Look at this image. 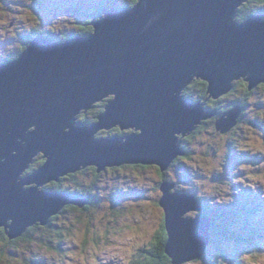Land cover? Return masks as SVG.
Wrapping results in <instances>:
<instances>
[{
  "label": "water",
  "instance_id": "95a60500",
  "mask_svg": "<svg viewBox=\"0 0 264 264\" xmlns=\"http://www.w3.org/2000/svg\"><path fill=\"white\" fill-rule=\"evenodd\" d=\"M247 1L137 0L132 8L98 14L89 38L60 44L37 37L14 62L0 66V227L9 239L45 225L65 206L84 205L64 194L37 192L38 186L89 166L101 172L155 165L164 172L184 155L176 135L193 133L216 115L215 130L231 131L240 107L219 119L205 103L187 102L182 91L201 80L216 100L239 79L249 91L264 85V13L234 21ZM110 94L98 122L75 126L80 110ZM113 126L136 131L96 139L99 130ZM39 154L43 165L18 182ZM159 189L166 256L172 264L198 259L209 244L208 221L185 215L199 212V202L172 193L167 182Z\"/></svg>",
  "mask_w": 264,
  "mask_h": 264
},
{
  "label": "rangeland",
  "instance_id": "374dc122",
  "mask_svg": "<svg viewBox=\"0 0 264 264\" xmlns=\"http://www.w3.org/2000/svg\"><path fill=\"white\" fill-rule=\"evenodd\" d=\"M107 1L109 4L112 0H82V3H79V0H40V3H36L35 0H0V64L3 61L1 57H4L6 51L13 48L14 53L18 55L20 48L24 46L21 38L30 29L39 28V31L44 35H52L58 38L62 34L69 36L73 32L72 30L79 28L67 20L66 13H62L65 7L74 3L80 4L82 13H80L79 18L74 16L72 20L82 21L81 23L84 24L90 18L86 16L89 14L87 12L93 11L90 19L93 20L98 14L105 11L104 8L107 7L105 2ZM114 3L116 5L113 7L115 10H123L127 0H114ZM99 4L103 6L100 12L97 11L100 8ZM239 82L242 83L243 80ZM234 97H236L235 94H231L230 91L220 96L216 99L219 104L216 108L221 111L229 108L235 99ZM238 99L234 103L239 102ZM258 101L261 102V99L259 96H255L249 101V104L244 106L246 109L240 113L238 119L240 124L226 134L214 129L217 121L216 115L205 121L206 125L201 126L203 131L194 136L188 146L183 140L192 133L185 136L176 135L177 144H180L181 150L190 148V153L187 154L186 160H180L183 156H177L179 162L174 165L171 163L172 166L167 168L168 175L173 180V182L170 180V183H173L177 192L189 193L187 188L192 189L193 186H196V192L193 191V193L202 199L203 205L220 203L228 210L234 208L237 219L233 218L232 214L229 217L236 220L232 221V223L235 222L233 224L238 225L240 221L237 220H246L247 216L252 213L242 212L235 207L237 206L236 203L246 199L251 202L253 208H256L257 204L262 202L255 195H260L261 191L264 193V174L262 176H246V173H250L251 167L264 170V146L257 143L255 139L258 138L264 142V129L255 135L248 130L249 125L244 122L255 117L257 113L264 112V107H257ZM106 104L107 102L97 109H101L102 113ZM240 108L243 109V107ZM217 112L219 111L217 110ZM223 113L220 115L218 113L219 119ZM262 126L264 127V123ZM126 131L132 133L135 132V129ZM101 132L106 134L107 130L99 131L95 136L96 139L100 140L106 137ZM234 142L237 143V148L233 151L231 143ZM208 147H211L210 150L206 149ZM257 149H261V152H256ZM239 152L251 154L248 160L253 159L243 161L246 163L238 167L232 166V160ZM183 154L186 153L183 152ZM255 156L257 157L255 158ZM43 161V154L35 157L33 163L29 164V167L19 176L17 181L21 182L30 173H34L31 167L36 168V171L39 170V163ZM88 169L80 170L77 176L72 174L75 181H69L64 185L73 192L78 189V193L83 192L84 189H89V194H92L96 201L98 200L97 205L84 211L78 209L77 206L69 205L65 213L59 214L62 210L57 213L59 214V218L56 217L57 220L52 215L47 219L45 225H34L38 227L27 235L29 237L26 239L28 242L26 240L15 241L11 245L10 254L0 259L2 260L0 264H27L28 262L19 258L21 255L26 261L33 259L42 262H35L34 264H141L147 260L152 264H158L152 261L150 255H147L149 252L152 254L158 252V245L154 241V237L156 234L160 237L161 222L164 217V212L159 206V200L163 193L159 189L158 167L155 165L140 168L128 166V168H119L116 173L114 171L116 168L106 167L107 171H101L97 178L94 176L93 168L91 167L90 171ZM213 176H217L219 181H213L211 179ZM187 178H190V181L186 183ZM248 178L252 184L247 183ZM49 184L50 182H47L42 187L38 186L37 192H50L46 189ZM156 184L158 186L154 190ZM250 185L253 186V189H250ZM35 186L36 184L32 183L24 185L23 188L27 190ZM137 192L142 193L141 200L135 198ZM217 210L219 209L217 208ZM256 210L258 213L254 211L253 215L259 223L257 224L259 228L254 230V236L257 237L264 230V219L261 215L263 211ZM221 213L224 211L221 210ZM196 216L197 211H190L185 215L189 218ZM227 217H220V219L225 220ZM50 222L52 224L47 226ZM54 225L56 226L55 230L53 229ZM48 240L52 242V245L49 246L52 248L44 246ZM215 241L217 245H210L208 250L206 248L207 253L201 252L200 259L182 264H229L224 259L232 257L239 247L232 244L234 242H229L228 245L226 241L219 238ZM258 246L260 249L253 253V259L248 260V257H244L239 264H264V241H259ZM15 253H19V255ZM163 264L172 263L163 260Z\"/></svg>",
  "mask_w": 264,
  "mask_h": 264
},
{
  "label": "trees",
  "instance_id": "16d2710c",
  "mask_svg": "<svg viewBox=\"0 0 264 264\" xmlns=\"http://www.w3.org/2000/svg\"><path fill=\"white\" fill-rule=\"evenodd\" d=\"M79 1H80L79 3H82V0H79ZM35 2L36 3H40V0H35ZM136 4H137V0H127V3L125 5L124 9L132 8ZM105 6H107L106 7L107 9H111V7L112 8L113 7H116V5L114 3V0H112L111 3H109V4H108V1L105 2ZM99 7L100 8L97 9L98 12L100 11V9L103 8V6L99 4ZM75 8L77 9V10H74L75 11V14H77V13L80 14L82 12V10H81L82 6L80 4H78V8L77 7H75ZM258 13H264V0H248L246 3H244L239 8L238 14H237V17H236V21L242 22L246 18H248L249 16L256 15ZM36 29L39 30V28H36ZM88 30H89L88 34L90 32H94L93 26L92 27L90 26L88 28ZM37 33H40V34L34 33L35 34L34 35V38L39 37L40 35L43 34L41 31H38ZM92 34H90L87 38H89L90 36H92ZM44 36H46V35H44ZM60 36H64V35H60ZM32 39H33V37H31L30 39H28L25 43L28 45L29 42ZM19 55H16L15 56V59H17V57ZM239 87H241L242 89H240ZM182 93H183L182 94L183 95V98H185V100L187 102H189V103H195V102H203V103H205V107L204 108H205L206 111L207 110H211V111L212 110H215V109H217L216 107L219 106L217 100H213V99L209 98V96L207 94V85H206V83L202 82L201 80H193L191 82V84H189V86H187L183 90ZM230 93L231 94H235L236 97H234L235 99L230 104L229 108L224 109L222 111L220 109H217L219 112H217V110H216V112L219 113V115H220V113L226 112V111H228L229 109H231L232 107H235V106L243 107V109H242V112H243L244 109H246V108H244V106L247 105V103L249 104V101L252 98H254L255 96H259V98L261 99V102L258 101V104L259 105L257 107L258 108L264 107V85L263 84H260L256 88H254L253 90L249 91L248 90V85H247V83H244V81L242 83L239 82V81L237 83L234 82L233 83V88L230 91ZM239 94H241V95H239ZM237 98H239L238 99L239 102H235L234 103V101ZM104 104H105V102H103L102 104L100 103L96 107L97 108L98 107H102ZM102 111H103V109H102ZM263 113H257L255 117L250 118L247 121H244L246 124L249 125L248 130L251 133H254L255 135H257L258 133H260L261 129H264V127L262 126V124L264 123V114ZM100 114H101V111H99L98 113L96 112V114H95L96 117L95 118H90V117H88L86 115L83 116V114H81L78 117V119H77L78 126H80V124H82L84 122H89L91 124H94V123L98 122V119L97 118H98V116ZM89 120H92V121H89ZM239 121H237V124H236V126L234 128L238 127V125L240 124ZM204 125H206V124L203 123L201 126H204ZM201 126H198L196 128V130L189 137H187L186 139L183 140V142H185V144L187 146L191 143V141H192V139H193L194 136L200 134V132L203 131V127L201 128ZM214 129H215V125H214ZM129 134H131V133L130 132L124 133V136L122 138L126 137ZM118 135H121V133L119 132L118 129L116 131H114V133H110V137H115V136H118ZM107 136H109V135H107ZM255 139H256L257 143H260V144H262L264 146V142H261L258 138H255ZM182 148H184V147L182 146ZM210 148L211 147H208L206 149L207 150L208 149L210 150ZM231 148H233V151H234L235 148H237V143H235V142L234 143H231ZM184 149L188 150V148H184ZM241 151H243V150H241ZM243 152H245V151H243ZM243 152H239L238 155L234 156L235 158H233V160H232V166H237L238 167V166L246 163V162H243V161H250V160L253 159V158H251L250 160H248V157L250 158L251 154H247V153L246 154L245 153L243 154ZM256 152H261V149H257ZM44 161L43 162H40L39 163V166L40 165L42 166V164L44 163ZM176 162L177 161L175 160L172 164L174 165V164H176ZM172 164L169 167H171ZM39 166H38V169L41 167V166L40 167ZM141 166H144V165H141ZM31 169H34V168L31 167ZM168 169L165 170L164 172H161L160 170H158V175H159V172H161V175H159L160 176L159 183L160 182L161 183L162 182H167V183L173 185V183H170V180H171V182H173V180L170 179L172 177H170L168 175ZM252 172H255L259 176H262L264 174V170H262V169H256V168L251 167L250 173H252ZM247 174L248 173H246V176H249ZM72 176L73 175H68L66 181L62 180V178H60L59 179L60 181H58V182L57 181H52V182H50L49 185L46 186V189L49 190L53 194H69V195H74L75 194V191L73 192L70 188H67V186L64 185V184L67 183V181H73ZM250 176H252V175H250ZM211 179L213 181H215V182L219 181V179H218L217 176H213ZM247 180H250V179L248 178ZM189 181H190V178H187L185 180L186 183L189 182ZM215 182H213V183L215 184ZM187 189H189L191 191L190 192L188 190L189 194L191 196H193V197H196V199L198 200V202L201 205V211L199 212V214H201V216H204V215L207 216L210 219V221H211V225L215 226L214 224H216V226L210 230V236H211V238H210V244L209 245H213V246L215 245L216 246L217 245V242L215 241V239H217V238H219L222 241H226L227 244L229 242L230 243L234 242L232 244H236L239 247V249L235 248L237 250H235V253H233V256L230 257V258H225L224 259L227 262H229V264H239L243 260L244 257L245 258L248 257V260H251V258L253 259V253L258 252V250L260 249V247L258 246V241H255L254 239H251L250 234H249V230H248L247 227H244V226L242 227L240 225V223H239V225L238 224H233L235 222L232 223V221L234 219H231L229 217V215L232 214L233 215V218H236V215H235L236 213H234L235 212V209L234 208H231V209L228 210L226 208H222V207H220L221 206L220 203H210V204H207V205H203L202 199L199 196H197L195 193H193V191L196 192V186H193L192 189L191 188H187ZM89 191H90L89 189H84L83 192H79L81 194L80 196L83 197L84 199H86L87 202H88V204L83 207L84 210H87V209L89 210L92 207H95L97 205L96 203H97L98 200L96 201V199L93 198L92 194H89ZM174 192H177V191H175V189H174L172 191V193H174ZM137 193H139V192H137ZM137 195H140L141 196V197L139 196V198H140L139 200H141L142 199V193H139ZM245 202H246V204L249 207H251V204L249 203V201H247L245 199ZM235 207H237L239 209L240 208V205L239 206H235ZM68 208L69 207L65 206L59 214L65 213L68 210ZM217 208L219 210H217ZM260 208H261V206H260ZM221 210H223L224 213H221ZM59 214L54 215L53 218H55V220H57L56 217L59 218ZM112 214H113L112 216H114V213H112ZM220 217H227V219L223 220V219H220ZM234 221H236V220H234ZM51 224L52 223L50 222L49 225H47V226H50ZM37 227L38 226H34V227L32 226V227L27 228L26 231L23 233V235L20 236L18 239H9V237L6 234L4 228L3 227H0V259H2L3 257H5L6 255H9L10 254V252H11V249H10L11 248V245L13 243H15V241H18V240L25 241L26 239L29 238L27 235L30 232H32L33 229H36ZM54 228H56L55 225L53 226V229ZM255 229H257V228H255ZM56 231H58V230H56ZM160 231H161L160 237L158 236V234H156V236L154 237V241H156L157 242V245H158V246L156 245L157 248H158V252L157 251L154 252V254H156V257H154V254H152V252H149V254L147 253V255H150L152 261L153 262H156L158 264H163V260H166L167 263L168 262L170 263V259H168L167 256H166V254H165V247H166V244H167L168 237H167V234H166V231H165V228H164L163 218H162V222H161V229H160ZM58 236H60V235H58ZM26 242H28V241L26 240ZM46 243L47 244H44L45 247L52 248V247H49L50 245H52V242L51 241L48 240ZM62 243L64 244V241ZM205 253H207V251H205ZM15 254H18L19 255V253H15ZM220 254H222L224 256V254L222 252H220ZM22 257H23V255H21L19 258H21V260H24L25 262H28L27 264H34L35 262L42 263L41 261H35L33 259H29V260L26 261V259L25 258L23 259ZM0 261H2V260H0ZM141 264H152V263L149 260H147V261H144ZM218 264H220V263H218Z\"/></svg>",
  "mask_w": 264,
  "mask_h": 264
},
{
  "label": "flooded vegetation",
  "instance_id": "af4514ba",
  "mask_svg": "<svg viewBox=\"0 0 264 264\" xmlns=\"http://www.w3.org/2000/svg\"><path fill=\"white\" fill-rule=\"evenodd\" d=\"M65 2H66V1H65ZM72 6H73V7H72ZM67 7H68V8H67ZM67 7H65L64 10H63V7H61V10H63L62 13H66L67 20H68V21H71V23L73 22V24H75V25L78 26L79 28H76V30H72L73 32H71L69 36H60L57 40H55L53 36H47V35H46V36H47L49 39H51L52 41L66 42V41L72 40V39H74V38L84 39V38H87L90 34L93 33V32H90V33L88 34V32H89L88 28H89L90 26L92 27L91 22H93V20H90V19L92 18V15H91V14H93V11L87 12V13H89V14H87L86 16H89V17H90V18H88L89 21H87V22H85L84 24H82V23H81L82 21L80 22V21H78V20H77V21H73V20H72V18H74V16L77 17V18H79V15H80V14H78V13L75 14V11H74V10H77L75 7L78 8V4H77V3H74V4H72V5H70V6H67ZM71 7H72V8H71ZM81 13H82V12H81ZM40 30H41V29H40ZM38 31H39V30H37L36 28H33V29H30L29 31L26 32L25 36H23V37L21 38V40H23V42H24V46L20 48V51L18 52V55H19L20 53H22V52L27 48L28 45L25 44V42H26L28 39H30L31 37L34 38V35H35L34 33H36V34H40V33H37ZM42 31H43V30H42ZM42 35H43V34H42ZM62 35H64V34H62ZM43 36H44V35H43ZM0 55H1V52H0ZM16 55H17V54L14 53L13 48H12L10 51H6L5 55H3L4 57H3V58L1 57V59H3V61H2L1 64H7V63H9V62H12V61L15 59V56H16ZM96 108H97V107L94 106V109L88 111L86 114L83 113V116L86 115V116H88V117H90V118H95V117H96V115H95L96 112L98 113L99 111H101V109L98 110V109H96ZM89 121H92V120H89ZM89 124H91V123H89V122H84V123H82L81 125H89ZM117 129H118L119 132L121 133V135H118V137H123V136H124V133H128V132H130V131H122V130L119 129L118 126H116V127L112 128V129L107 130V133H106V134L103 133V132H101V134H104V135L106 136V137H103V138H107V137H110V135L107 136L109 133H112V132L116 131ZM97 134H98V133H97ZM97 138H98V137H97ZM99 139H100V137H99ZM184 152H185L186 154L183 155V158H181L180 160H182V159L186 160V158L188 157L187 154L190 153V148H189L188 150L185 149ZM176 161H177V162H176V164H177V163L179 162V159H176ZM128 166H136V165H122V166L112 167V168H113V169L116 168V169L114 170L115 173H116V172H118L119 168H121V167H123V168H128ZM91 167H92L93 170L95 171V174H94L95 178H97L98 174L101 173V172H97V167H95V166L87 167V168H89L88 171L91 170ZM140 167H144V166L137 165V168H140ZM87 168H85V169H81V171H82V170H87ZM35 170H36V168L32 169V171H35ZM106 171H107V169L104 170V171H102V172H106ZM78 172H80V171H78ZM78 172L74 173V175H75V176L79 175ZM68 175H72V174H68ZM68 175L65 176V177H63L62 180L66 181ZM74 175L72 176L73 181H75V180H74ZM159 175H161V172H159ZM159 177H160V176H159ZM58 181H60V180H58ZM58 181H57V182H58ZM67 182H69V181H67ZM160 183H161V182H160ZM160 183H159V184H160ZM157 186H158L157 184L154 186V190H155V188H156ZM78 191H79L78 189L75 190V194L77 195V198H82V199H84L83 197L80 196L81 194L78 193ZM175 191H176V188H175ZM178 192H179V191H178ZM179 193L189 194V193H186V192H179ZM138 194H139V193H138ZM139 196H140V195H137V200L140 199ZM140 197H141V196H140ZM85 200H86V199H85ZM78 209H80L81 211H84V208H83V207H82V209H81V208H78Z\"/></svg>",
  "mask_w": 264,
  "mask_h": 264
},
{
  "label": "bare ground",
  "instance_id": "6f19581e",
  "mask_svg": "<svg viewBox=\"0 0 264 264\" xmlns=\"http://www.w3.org/2000/svg\"><path fill=\"white\" fill-rule=\"evenodd\" d=\"M254 7V6H253ZM240 8V7H239ZM239 10V9H238ZM238 10H237V12L235 13V15H234V21L236 22V23H238V21H236V16H237V14H238ZM241 11V10H240ZM39 37H41V38H44V39H46V40H48V41H50L51 43H57L56 41H52L51 39H49V38H47L46 36H42V35H40ZM37 38V37H36ZM36 38H33L30 42H29V44H28V46L30 45V43L32 42V41H34ZM75 39H77V38H75ZM80 39V38H79ZM86 39V38H85ZM66 42H68V41H66ZM66 42H63V43H66ZM28 46H27V48H28ZM26 51V50H25ZM24 51V52H25ZM24 52H22L19 56H21ZM18 56V57H19ZM17 57V58H18ZM16 59H14L12 62H14ZM12 62H9V63H7V64H0V66H3V65H8V64H10V63H12ZM240 80H243L244 82H245V80L244 79H239V80H236V81H233L232 83H231V85H230V88H229V90L228 91H231L232 90V88H233V83L234 82H237V81H240ZM246 83V82H245ZM191 84V83H190ZM256 88V87H255ZM253 90V89H252ZM183 92V91H182ZM228 93V92H227ZM226 93V94H227ZM224 95V94H223ZM113 99V95L112 94H110V95H107V96H105V97H103V98H101L100 100H98L97 102H95L93 105H92V107L89 109V110H85V109H83V110H80L79 111V114L76 116V124H75V126H78V123H77V119H78V117L81 115V114H83V113H87L88 111H90V110H92V109H94V105H99L101 102H103V101H110V100H112ZM99 103V104H98ZM96 105V106H97ZM95 106V107H96ZM105 108V107H104ZM104 111V110H103ZM103 113V112H102ZM90 125H92V124H89V125H87V126H90ZM114 127H116V126H113V127H110V128H108V129H101V130H99V131H102V130H109V129H112V128H114ZM131 129H135V128H127V130H131ZM135 131H136V129H135ZM115 137H118V136H115ZM40 155V154H39ZM38 156V155H37ZM32 163H33V161H32ZM112 167H116V166H112ZM158 172V171H157ZM28 177V176H27ZM34 184V183H33ZM43 186V185H42ZM41 186V187H42ZM186 187V186H185ZM192 211H195V210H192ZM190 212V211H189ZM193 216V215H192ZM18 244V243H17Z\"/></svg>",
  "mask_w": 264,
  "mask_h": 264
},
{
  "label": "clouds",
  "instance_id": "9594fccd",
  "mask_svg": "<svg viewBox=\"0 0 264 264\" xmlns=\"http://www.w3.org/2000/svg\"><path fill=\"white\" fill-rule=\"evenodd\" d=\"M80 126H81V124H80ZM35 171H36V170H35ZM35 171H34V172H35ZM31 174H32V173H30L29 175H31ZM29 175H28V176H29Z\"/></svg>",
  "mask_w": 264,
  "mask_h": 264
}]
</instances>
